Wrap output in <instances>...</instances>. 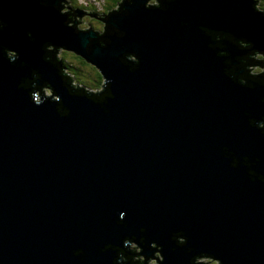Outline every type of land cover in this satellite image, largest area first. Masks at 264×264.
Listing matches in <instances>:
<instances>
[{
	"label": "water",
	"instance_id": "obj_1",
	"mask_svg": "<svg viewBox=\"0 0 264 264\" xmlns=\"http://www.w3.org/2000/svg\"><path fill=\"white\" fill-rule=\"evenodd\" d=\"M7 4L16 36L5 33L0 42L12 39L71 112L60 117L54 105L29 103L16 88L28 69L0 61V264H81L72 256L78 247L84 264H110L114 254L98 249L125 234L115 224L120 211L127 213V231L144 226L148 239L164 245L165 264H186L185 249L171 251L168 240L179 229L197 251L214 252L223 264H264V184L249 181L242 165L230 168L220 151L227 144L238 156L259 155L255 170L264 173V136L242 115L264 112L256 101L264 89L249 91L223 77L197 28L246 35L264 48V20L248 0H177L167 12L130 9L117 21L129 35L113 37L90 57L112 80L108 114L67 95L41 60L44 40L82 49L87 36H73L62 17L33 0ZM125 49L141 54L135 73L115 59Z\"/></svg>",
	"mask_w": 264,
	"mask_h": 264
},
{
	"label": "clouds",
	"instance_id": "obj_2",
	"mask_svg": "<svg viewBox=\"0 0 264 264\" xmlns=\"http://www.w3.org/2000/svg\"><path fill=\"white\" fill-rule=\"evenodd\" d=\"M42 9H51L62 17V25L69 29L73 36H87L83 47H71L66 44L44 40L40 44L41 60L55 70L60 85L67 95L84 98L98 105L105 114L109 113L106 107L109 100L115 98L112 91V80L104 69L92 57L95 49H107L113 42L112 38L124 39L129 34L117 26V21L126 20L132 13V8H142L146 11L167 12L177 0H33ZM8 6L7 0H0V40L3 34L15 37L16 29L10 26L9 19L3 11ZM252 13L264 20V0H248ZM155 22V21H154ZM181 27H187V20H180ZM200 33L206 37L205 47L220 61V72L223 77L241 88L254 91L257 87L264 89V48H258L246 35L237 36L231 31L213 28L205 24L197 25ZM24 37L34 43L36 37L28 29ZM21 37V39H24ZM130 38V37H129ZM182 33H176V39H181ZM231 45L242 54L233 55L228 49ZM124 49V45L120 46ZM84 59H81V58ZM115 59L129 73L139 70L141 54L133 50H123ZM0 61H7L13 68L28 69V75H23L16 83L17 90L27 93L28 102L34 106L45 104L54 105L60 117L70 115V108L66 107L61 94L56 87L27 60L22 59L20 52L14 47L13 40L0 42ZM87 61V63L85 62ZM257 105H264V95L256 99ZM246 108L253 109L248 103ZM255 113V114H254ZM243 117L247 119L249 128H253L264 136V112L257 109L244 110ZM223 159L229 162L230 168L241 165L246 169L249 181L264 184V173L256 171L261 157L247 154L238 156L227 144L220 149ZM127 213L120 211L115 224L125 229V234L118 238V243L105 242L98 249L100 253L112 252L110 264H165L164 245L155 239H148L144 233L147 228L140 226L138 231H127L125 223ZM169 242L176 248H184L187 257L186 264H223L214 252L206 249L196 250L189 244V237L183 229L169 234ZM147 249V253L145 251ZM84 248L72 250L73 257L81 258L84 264Z\"/></svg>",
	"mask_w": 264,
	"mask_h": 264
},
{
	"label": "trees",
	"instance_id": "obj_3",
	"mask_svg": "<svg viewBox=\"0 0 264 264\" xmlns=\"http://www.w3.org/2000/svg\"><path fill=\"white\" fill-rule=\"evenodd\" d=\"M82 59V58H81Z\"/></svg>",
	"mask_w": 264,
	"mask_h": 264
}]
</instances>
